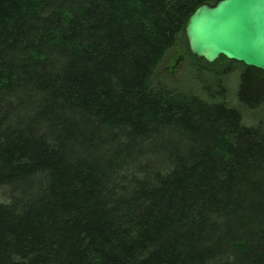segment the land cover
<instances>
[{"label":"trees","instance_id":"1","mask_svg":"<svg viewBox=\"0 0 264 264\" xmlns=\"http://www.w3.org/2000/svg\"><path fill=\"white\" fill-rule=\"evenodd\" d=\"M216 1L0 0V264H264V70L153 82Z\"/></svg>","mask_w":264,"mask_h":264},{"label":"water","instance_id":"2","mask_svg":"<svg viewBox=\"0 0 264 264\" xmlns=\"http://www.w3.org/2000/svg\"><path fill=\"white\" fill-rule=\"evenodd\" d=\"M190 53L264 70V0H217L195 8L185 24Z\"/></svg>","mask_w":264,"mask_h":264},{"label":"rangeland","instance_id":"3","mask_svg":"<svg viewBox=\"0 0 264 264\" xmlns=\"http://www.w3.org/2000/svg\"><path fill=\"white\" fill-rule=\"evenodd\" d=\"M219 58L211 63L200 61L194 63L189 55L186 36L181 38L178 45L167 51L162 61L158 65L153 82L156 86H166L178 89L185 93H193L197 96L208 99L205 87L210 88L214 82V70L218 68ZM210 64V65H209ZM239 72L236 67L223 76L224 96L231 105L236 104L235 93L238 85ZM245 125H254L259 121L264 122V101L255 110H244L242 113Z\"/></svg>","mask_w":264,"mask_h":264}]
</instances>
